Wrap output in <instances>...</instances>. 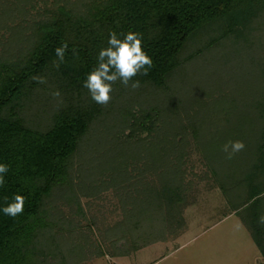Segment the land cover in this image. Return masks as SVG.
I'll return each instance as SVG.
<instances>
[{
  "label": "trees",
  "instance_id": "trees-1",
  "mask_svg": "<svg viewBox=\"0 0 264 264\" xmlns=\"http://www.w3.org/2000/svg\"><path fill=\"white\" fill-rule=\"evenodd\" d=\"M7 15H0V23ZM112 31L121 39L129 31L140 34L153 67L148 75L133 78L140 81L135 90L116 82L112 99L104 106L91 99L83 83L96 67L99 51L108 47ZM259 32L264 37V0H82L75 7L58 4L34 19L27 53L17 61L0 57V164L9 168L0 187V264H53L46 261L50 253L39 247V235L57 226L51 220L52 200L69 193L78 200L70 162L102 117L111 116L116 123L111 134L121 139L119 148L107 146L104 154L98 155L102 169L115 173L113 179L124 174L123 166L130 159L139 161L142 154L148 161L162 162L160 168L165 173L160 187L141 189L142 195L135 199L127 218L114 228L125 232L116 240L127 245L131 241L134 250L145 238L152 243L165 238L167 227L183 226L187 188L183 174L179 176V158L173 160L174 140L180 134L170 128L173 137L161 138L162 120L171 116L180 119L178 107L186 101L179 96L186 62L201 58L204 49L209 53L221 47L239 57ZM64 42L69 47L57 68L55 49ZM188 48L190 53L183 57ZM258 63L260 83L252 85L249 76L243 77L245 90H240L249 97V111L236 101L230 109L221 108L235 132L225 133L221 125L213 131L211 124L222 116L216 113L200 118V133L210 136L209 145L203 148L217 151L212 154L217 164L242 167L240 172H227L228 184H221V189L232 212L251 230L263 258L260 264H264V224L259 223L264 215V65ZM36 75L45 77L47 83L32 80ZM56 90L61 93L59 98L50 94ZM240 132L246 137L245 148L228 159L222 146ZM118 159V164L113 163ZM89 179L83 177L81 193ZM91 188L99 191L93 182ZM17 193L26 198L23 213L4 215L2 208ZM58 264L68 262L62 256Z\"/></svg>",
  "mask_w": 264,
  "mask_h": 264
},
{
  "label": "rangeland",
  "instance_id": "rangeland-1",
  "mask_svg": "<svg viewBox=\"0 0 264 264\" xmlns=\"http://www.w3.org/2000/svg\"><path fill=\"white\" fill-rule=\"evenodd\" d=\"M80 1L82 0H0L1 17L9 13L6 20L0 23V57L10 61L20 59L27 53L31 43L28 37L32 32L34 19L45 16L58 4L75 7ZM251 46L249 45L247 51L242 50L239 57L231 55L228 47L213 49L209 53L204 49L201 58L186 62L183 67L184 78L180 82L182 92L179 94L182 100L186 101L185 105L180 104L178 107L180 119L171 116L164 118L165 122L162 120L161 138L173 137L169 134L170 128L180 134L174 140L176 150L173 160L179 158V176L183 174L187 188L184 193L186 200L182 212L183 226L167 227L163 231L165 238L154 243L145 238L141 240V244L137 242L139 248L134 250L131 241L127 245L123 244L122 240H116L124 231L114 228L127 218L126 214L132 210L135 199L139 200L138 197L142 195L141 189L160 187L165 173L160 168L162 162L153 158L148 161L142 154L139 161L130 159L128 164L123 166L124 174H118L117 179H113L115 173L110 169H102L98 155L104 154L107 146L119 148L116 146L121 139L111 134L116 128V123L110 119L111 116L102 117L94 123L70 162L71 179L76 184L75 194L78 200H73L74 193H69V196L66 194L64 198L56 197L50 203L51 220L57 226H52L39 235V247L50 253L47 263L58 264L62 256L68 264L262 262L261 252L251 230L240 216L232 212L221 189V184L228 181L227 172L234 169V172H240L242 167L217 164V159L213 156L217 151L206 152L203 148V145H209L207 143L210 136L206 137L200 133V118L206 115L211 117L216 113H221L222 116H218V120L211 124L213 131L221 125L225 133L235 132L233 123L226 122L223 114L226 117L227 114L221 110L227 107L230 109L232 102L236 101L244 110L249 111L246 105L249 97L240 90H245L243 77L249 76L252 85L260 83L261 65L258 62L261 61L264 65V37L261 32L254 38ZM190 50L191 48H188L184 51L183 57H186ZM252 57L255 60L251 59ZM243 72L246 76L242 75ZM237 73L239 74L236 75ZM201 79L204 80L201 82ZM44 104L42 103L43 106ZM46 106L49 107L50 104ZM109 125L110 130L107 128ZM211 133L212 131L208 135ZM234 139L245 144L246 137L240 132L231 138L233 141ZM180 153H183V158ZM120 159L113 163L118 164ZM83 177L90 179L87 180L88 187L83 186L81 193ZM92 182L99 188L98 192H92Z\"/></svg>",
  "mask_w": 264,
  "mask_h": 264
},
{
  "label": "clouds",
  "instance_id": "clouds-1",
  "mask_svg": "<svg viewBox=\"0 0 264 264\" xmlns=\"http://www.w3.org/2000/svg\"><path fill=\"white\" fill-rule=\"evenodd\" d=\"M68 43L64 42L55 49L57 59L53 61L54 66L59 68L64 62ZM73 54L76 50L73 49ZM96 67L87 75L83 87L88 89L91 99L97 104L106 106L110 103L113 85L120 82L124 87L135 90L140 87L139 80H133L137 75H148L153 67L152 58L143 50L142 37L136 32L129 31L123 38H119L115 31L109 33L108 47L102 48L97 56ZM32 80L40 84H46L43 76H33ZM59 98V90L50 93ZM245 144L240 140H229L222 146V151L231 159L236 153L243 151ZM9 171L6 164H0V187L5 184V174ZM25 197L19 193L15 194L11 203H6L2 208L4 215L16 217L23 213ZM7 201V197H5ZM260 224H264V215L260 217Z\"/></svg>",
  "mask_w": 264,
  "mask_h": 264
}]
</instances>
